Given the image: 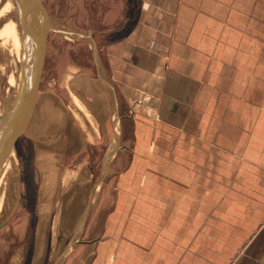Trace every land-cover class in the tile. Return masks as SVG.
I'll list each match as a JSON object with an SVG mask.
<instances>
[{
  "label": "crops",
  "instance_id": "1",
  "mask_svg": "<svg viewBox=\"0 0 264 264\" xmlns=\"http://www.w3.org/2000/svg\"><path fill=\"white\" fill-rule=\"evenodd\" d=\"M90 5L99 7L87 18L90 45L47 51L53 79L42 90L41 78L33 113L43 116L54 99L58 112L70 101L88 114V134L77 135L69 121L63 149L90 155L75 172L76 191L91 192L101 167L95 210L105 214L103 248L114 242L116 251L62 264H263L264 0ZM71 33L73 41L85 40ZM36 126H27V140L39 134ZM47 178H22L23 202L37 223L44 219L32 182L43 188ZM26 229V260L44 264V228Z\"/></svg>",
  "mask_w": 264,
  "mask_h": 264
},
{
  "label": "rangeland",
  "instance_id": "2",
  "mask_svg": "<svg viewBox=\"0 0 264 264\" xmlns=\"http://www.w3.org/2000/svg\"><path fill=\"white\" fill-rule=\"evenodd\" d=\"M41 1L46 11L47 23L49 25L47 26L49 30L47 33L46 62L43 68V80L40 86V88L44 90L45 83L53 79L54 64L50 60L51 54L47 55V51H51V48L54 46L59 48L68 44L81 46V48L90 45V36L86 33V29L90 24L87 18L89 19L91 17V10L93 12L97 10V13L99 7H92L90 5L91 0ZM10 2L12 3L10 4ZM10 2L8 5V0H0V11L6 7L9 20L5 29L0 28V35L2 34L1 36L3 38H5V35H10L9 37L14 44L11 50L14 49L15 52L17 51L18 53L14 54L12 59H9L6 40L4 43L5 46H2L3 44H1L0 40V113L3 119L11 102V90L13 89V91L17 93L19 91L18 87L22 84L23 77L21 75V70H24L23 66L28 68L25 73L30 77V64L27 58L28 53H26L27 49H25L23 53H20L22 44L18 42L21 37L19 35L21 34L20 31H23L21 17H18V15H20V12L18 14V10L21 11V7L18 6L22 5V3H20V0H12ZM8 27L12 30L10 28L8 29ZM59 31L62 32L60 33L61 35ZM73 31L85 35V40L73 41L74 38L69 36L70 34L73 35V33H71ZM63 35L70 38L72 41L70 42L66 38H63ZM86 57L87 62L90 63L89 52ZM80 60L82 61L83 59ZM18 62L19 66L17 64ZM8 73H12L13 77H15L13 81L10 78L9 80L7 79ZM57 84L58 82L54 84L55 89L60 88ZM44 98L43 100L40 98V103H42V101L45 102ZM54 101L55 100L52 99L51 104H49L51 107L50 111H45L43 116L39 112H34L32 114L28 126L32 128L37 125L35 131L39 132V134L33 133L27 140L26 135L28 129H26L11 158L9 167L10 176L12 178L7 183L0 208V223L5 221V224L0 228V264H9L11 262L9 261L10 259L14 260L12 262L13 264L30 263L26 259L31 257V234L28 233L26 228H34L36 224L44 228L41 235L40 241L42 244L39 245L40 253L38 256L49 257V260L44 264H62V260L65 259V257H103V253L111 257L112 255L114 256L116 251L114 242L103 248V234L105 233L103 230V218H105V214L103 215V212H97L99 211L98 209L97 211L95 210L99 202L98 197H95L99 185L98 181L95 183L94 181L99 178L101 167L96 168V175L92 178L91 192L87 191L88 188L85 192L83 190H80L81 192L76 191L72 189L75 185L73 183H76L78 179L77 173L75 172L86 167V165H84V160L86 161L90 155L88 152H82L76 155L73 153L70 157L68 156L70 153H67L65 148L63 149L64 138L62 136H64L65 132L66 134L68 133L67 131L70 127L69 123L72 122L71 129L74 132L76 130L79 133L77 135L80 137L83 135V137H85L90 129L89 122L91 120L82 105L80 106V111L75 109L74 104L70 101H65V110L58 112L57 106L52 108V102L54 103ZM59 114H62L63 117L58 118ZM36 117H43L44 119L40 121L38 119L37 124ZM56 132L58 133L56 134ZM59 133L61 134V138ZM111 140L112 135H109L108 142ZM159 140H163L162 135ZM1 149H3L2 144L0 145V151ZM91 153L92 156H95V151L93 149ZM104 153L103 150V157L105 156ZM97 154H99V152ZM42 172L48 174L47 181L43 183L44 187L42 188V182H37L36 180L32 182V185H34L32 190L37 193L39 201L41 200L40 213L42 214H40V217L42 215L44 219V223L41 221L37 223L34 216L35 214H32L33 211H30V208H27L25 206L26 203L23 202L24 191L22 189V178H26V175L31 174V177L34 179H39ZM2 174H4V171ZM79 195H82L81 199L77 198ZM74 202L76 203L75 207H73ZM53 216H55L54 221L52 219ZM85 216L86 219H84ZM112 217H114V215ZM91 218L93 219V229L90 230L91 233L86 231L85 234V226L88 225ZM69 220V226H71V228L62 230V227H64L63 223H68ZM112 220L114 226L115 219L113 218ZM59 227L60 229L58 230ZM32 232L33 229L30 233ZM58 234L60 239L58 238ZM48 241L50 244H47ZM101 264H103V262Z\"/></svg>",
  "mask_w": 264,
  "mask_h": 264
},
{
  "label": "water",
  "instance_id": "3",
  "mask_svg": "<svg viewBox=\"0 0 264 264\" xmlns=\"http://www.w3.org/2000/svg\"><path fill=\"white\" fill-rule=\"evenodd\" d=\"M20 17L22 22V48L23 53L27 48V58L30 67L32 66L31 78L24 70H21L23 77L18 93L11 90V122L3 130V149L0 151V176L5 164L11 160L15 153L17 144L24 134L31 116L33 114L37 93L39 90L47 47V14L41 0H23ZM29 71V70H28ZM5 221L0 223V228ZM264 264V263H263Z\"/></svg>",
  "mask_w": 264,
  "mask_h": 264
},
{
  "label": "bare ground",
  "instance_id": "4",
  "mask_svg": "<svg viewBox=\"0 0 264 264\" xmlns=\"http://www.w3.org/2000/svg\"><path fill=\"white\" fill-rule=\"evenodd\" d=\"M10 1H12V0H10ZM9 0H8V5H9V2H10ZM23 2V0H20V3H22ZM12 2H10V4H11ZM18 7H21V5L20 6H18ZM18 10V9H17ZM16 10V11H17ZM19 12H20V10H18V14H19ZM13 13V12H12ZM8 12H7V10H6V7L2 10V11H0V28H3V29H5L6 27H7V25H8ZM13 16V15H12ZM20 15H18V17H19ZM10 18H12L11 16H9ZM13 19V18H12ZM13 21V20H12ZM16 21V20H15ZM14 22V21H13ZM12 23V22H11ZM19 24V23H18ZM10 27H8V29H9ZM20 28V27H19ZM11 29V28H10ZM12 30V29H11ZM14 30V29H13ZM21 32V34H19L21 37L19 38L20 40L18 41V42H20L21 44H22V30L20 31ZM9 33V32H8ZM2 35V34H1ZM0 35V40H1V44H3L2 46H5L4 45V43H5V40H6V47H8V51H7V53H8V56H9V59H12L13 58V56H14V54H16V53H18L17 51L15 52V50L13 49V50H11L12 49V47H13V43H12V40L10 39V35L8 36H6L5 35V33H4V37L5 38H3L2 36ZM18 35V34H17ZM16 37V36H15ZM16 39H18V38H16ZM11 40V41H10ZM7 41H8V43H7ZM11 43V44H10ZM19 45V44H18ZM23 46V45H22ZM21 46V47H22ZM20 48V47H19ZM27 49V48H26ZM26 53H28V52H26ZM28 55V54H27ZM16 56V55H15ZM18 60V59H17ZM19 61V60H18ZM18 64V66H19V62L17 63ZM24 67V70H25V72H27V69L28 68H26V66H23ZM29 69H30V74H29V76H30V78H31V73H32V66L30 67L29 66ZM9 78L13 81L14 80V78L15 77H13V75H12V73L10 74V73H8V76H7V79L9 80ZM14 83V82H13ZM20 87H21V84H20ZM19 88V87H18ZM18 93V92H17ZM12 105H11V102H10V105H9V108L7 109V111H6V114L4 115V119L2 118V116H1V113H0V145L2 144V148H3V143L6 141L5 139H4V133H3V130L5 129V127H8L9 125H10V122H11V111H12ZM14 155V154H13ZM10 163H11V160H9V162H7L6 164H5V169H3V171H4V174H1V176H0V208H1V205H2V202H3V198H4V195H5V190H6V187H7V183H8V181L12 178L11 176H10V167H9V165H10Z\"/></svg>",
  "mask_w": 264,
  "mask_h": 264
}]
</instances>
